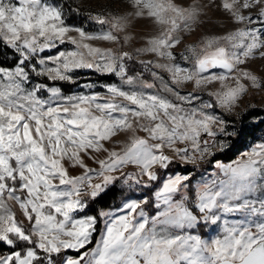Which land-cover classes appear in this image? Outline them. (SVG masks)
<instances>
[{"label":"snow or ice","instance_id":"6c2138e0","mask_svg":"<svg viewBox=\"0 0 264 264\" xmlns=\"http://www.w3.org/2000/svg\"><path fill=\"white\" fill-rule=\"evenodd\" d=\"M130 3L135 11L124 15L90 14L101 28L87 32L50 0H0V45L15 61L0 63V246L9 249L0 264H264V141L229 163L212 151L218 135L234 134L217 109L232 114L250 89L264 90V75L248 67L264 60V0H223L241 26L180 53L178 33L202 23L197 0ZM135 18L162 30L125 51L133 37L120 33ZM96 40L119 47L88 42ZM145 54L154 59L129 75L126 61ZM81 69L120 83L65 94L55 82H72ZM205 162L212 170L197 179ZM118 181L151 198L87 214Z\"/></svg>","mask_w":264,"mask_h":264},{"label":"rangeland","instance_id":"374dc122","mask_svg":"<svg viewBox=\"0 0 264 264\" xmlns=\"http://www.w3.org/2000/svg\"><path fill=\"white\" fill-rule=\"evenodd\" d=\"M74 4H76L79 8L82 9L87 15H90L92 13H104V14H116V15H124L129 12H134L135 10L132 8L130 0H72ZM51 3H55L59 6H61L64 10L63 4L59 1L56 0H50ZM174 3H177L181 6H189L194 2V0H173ZM200 8L202 9V15L200 17V20L202 23L195 27V31L191 33H185V32H180L178 35L183 37L182 43L178 45L174 51L176 53H180L184 50L185 46L190 43H196L199 41L200 37L205 36V35H223L227 31H231L236 27H240L241 25H237L232 22L231 17L229 14L222 8L223 0H197ZM244 14H247L249 11L252 13H257L258 9L252 8L248 10H243ZM65 14V10H64ZM66 20V18H65ZM67 23V22H66ZM72 24V23H68ZM76 25L79 27H83L85 31L87 32H96L98 30H88L86 29L85 26L79 25V24H72ZM162 30L161 26L157 25L154 23V21L150 18H135L132 20L131 25L126 29L125 33H120V35H131L133 39L131 42L127 45H124L123 50L125 51H132L135 48L138 47H143L147 41L148 38H151L153 36H157L160 31ZM68 35H73L76 36L77 34L72 32L69 33ZM89 43H92L94 46L98 47H111V48H118L119 45L114 44L112 42L108 41H103V40H96V41H88ZM72 45L70 44H65L64 49H70ZM50 54H55V52L50 53ZM154 57L152 54H145L142 56H137L133 60L128 61L129 65L132 67L134 65L138 66V69L141 71H135V73H129V75H135L139 72L143 71L142 65L139 63L140 60H152ZM248 67L255 69L258 71V74L264 75V72H259L260 69H264V60H261L258 55L257 58L254 61L249 62ZM218 71V70H217ZM97 73L92 69H81L77 70L76 72L73 73V81L68 82V81H58V84H67V85H73L75 89H72L70 91H63L65 94H78V93H90L92 91H100L103 92L104 89L101 87L103 84L107 83H102V82H96L94 80L95 76ZM144 75L149 76L147 72H144ZM41 80L43 78H40ZM146 80H151V77L145 78ZM47 83H51V81H47ZM113 83H120L118 82H113ZM88 84L94 85L93 88L89 89L86 87ZM219 88L218 83H214L210 86V90H216ZM187 91H191V85L188 86L186 89ZM206 91V90H205ZM204 99H208V97L205 95ZM264 109V90L257 91L255 89H250L247 95L243 97V99L240 101L239 106L235 108L234 112L232 114H224L222 110L217 109V113L224 115L225 119L228 120L229 122V127L228 131L230 133H234L233 135L230 136H224V135H218L217 137V144L216 146L212 149V151L215 153V155L220 154V153H225L227 150H229L232 147L233 143V138L239 137L241 135V139L245 142V146L242 148L241 152L238 153L232 160H224L222 158L220 159H214V160H220L224 163H229L233 160H236L241 157V155L249 150V148L258 142L264 141V129L261 131V137L256 138V135L252 136L250 134H245V130H249L250 126L258 122L260 119L264 117L263 116H256V115H251L252 110L254 109ZM238 120L240 121V125L238 124ZM207 137H205L206 139ZM115 139L117 140H123V136H117ZM223 143V148L220 147V144ZM107 147H113V144L108 143L106 144ZM117 150L119 148L117 147ZM171 155V153H169ZM211 159V158H209ZM214 162V161H213ZM86 163L89 164L91 167H96L92 163V161L86 159ZM184 167H194L193 165H186ZM199 171H203L204 169H207L209 172L212 170L208 163H202L198 166H195ZM173 168L177 171H183L184 169L182 168H177V165H173ZM81 170L80 169H70L71 174H79ZM197 179H199V174L197 175ZM98 182V181H97ZM137 192L140 191L139 188L136 189ZM139 199L141 197H132ZM124 202V201H123ZM122 205V204H121ZM120 205V206H121ZM119 206V207H120ZM118 208V207H117ZM116 208L105 210V211H110V210H115ZM146 210V209H145ZM147 211V210H146ZM17 212V218L18 219H23L21 212L18 208H16ZM102 226V225H101ZM99 233L96 234L98 237ZM74 250H69L68 255L75 256L76 254L74 253ZM5 254V253H1Z\"/></svg>","mask_w":264,"mask_h":264},{"label":"trees","instance_id":"16d2710c","mask_svg":"<svg viewBox=\"0 0 264 264\" xmlns=\"http://www.w3.org/2000/svg\"><path fill=\"white\" fill-rule=\"evenodd\" d=\"M63 4L64 10H65V18L67 23L72 24H79L86 27L88 30H98L101 28V25L89 20V15H87L84 11H82L81 8H79L72 0H56ZM107 27L106 25L104 26ZM64 48V45L61 46ZM56 50H49L46 52V54H50L55 52ZM14 58L13 53L4 48L3 45H0V63L5 64L6 66H11L14 64ZM126 66L129 70V73H135V71H141L138 69L137 65L130 66L128 61H126ZM145 78H149V76L144 75ZM96 82H102V83H113L120 81L118 77H115L111 74H97L94 78ZM53 83V82H51ZM57 84V82H55ZM57 86L61 87L63 91L67 92L72 89H75L73 85H65V84H58ZM251 115L256 116H263L264 115V109H254L251 112ZM240 121L238 120V124L240 125ZM264 129V117L260 119L258 122L250 126L249 130H245V134H250L252 136L256 135V138L261 137V131ZM241 135L239 137L233 138L232 147L227 150L225 153H220L214 156V159H224V160H232L238 153L241 152L242 148L245 146V142L241 139ZM212 159V158H211ZM177 168H182L177 165ZM194 167H188L189 170H192ZM184 169V168H182ZM198 170V169H197ZM199 172L197 171V175ZM122 189V190H121ZM137 189V188H136ZM134 190L127 189L126 186L122 184V182H117L114 186L110 187V189L107 191L105 195H102L99 199H97L94 203L91 204V207L88 209L87 214L92 215L96 214L101 210H109L113 208L119 207L125 197L131 196V197H142L144 195H148L151 198V191L148 189H140L139 192ZM147 211L151 210V205L146 207ZM198 232H200V229H197ZM9 251L8 248L4 246H0V254L1 253H7ZM76 254V252H74Z\"/></svg>","mask_w":264,"mask_h":264}]
</instances>
